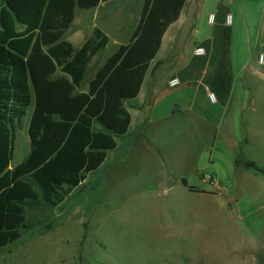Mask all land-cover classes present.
Masks as SVG:
<instances>
[{"label": "rangeland", "instance_id": "1", "mask_svg": "<svg viewBox=\"0 0 264 264\" xmlns=\"http://www.w3.org/2000/svg\"><path fill=\"white\" fill-rule=\"evenodd\" d=\"M220 1L207 0L206 7L218 8ZM143 2L108 3L91 11L89 15L96 12L92 18L76 15V24L93 25L91 30L99 26L111 39L118 32L125 45ZM223 2L234 11V15L228 13L231 24L225 25H234L236 45L241 33L246 36L259 18L263 0ZM195 24L181 32L184 61L202 38L211 37L216 30L205 20ZM91 30L83 28L86 38ZM166 35L152 66L169 50V29ZM73 44L78 47L80 43ZM244 46L247 51L246 42ZM115 50L110 41L93 59L90 78ZM170 71L159 69V93L169 94ZM141 93L125 103L131 115L136 116L131 106L140 102ZM260 96V107L248 119L256 118L252 123L256 126L257 118L264 117V94ZM32 108L18 130L11 166L19 164L29 151ZM259 126L253 130L255 142L244 149V156L264 169V138L260 135L264 122ZM225 129L216 134L201 121L182 116L140 127L131 124L103 165L87 175L54 211L50 229L24 233L17 242L0 249V264H264V178L234 167L237 145L244 139Z\"/></svg>", "mask_w": 264, "mask_h": 264}, {"label": "trees", "instance_id": "2", "mask_svg": "<svg viewBox=\"0 0 264 264\" xmlns=\"http://www.w3.org/2000/svg\"><path fill=\"white\" fill-rule=\"evenodd\" d=\"M112 1L0 0V249L24 233L49 230L54 211L117 148L132 121L125 103L139 95L165 33L186 3L144 0L128 42L90 78L108 36L95 27L76 49L65 34L77 10ZM31 105L29 151L9 169ZM246 144L234 167L264 178V169L245 158Z\"/></svg>", "mask_w": 264, "mask_h": 264}, {"label": "crops", "instance_id": "3", "mask_svg": "<svg viewBox=\"0 0 264 264\" xmlns=\"http://www.w3.org/2000/svg\"><path fill=\"white\" fill-rule=\"evenodd\" d=\"M115 1L118 0L110 3ZM106 4H101L96 9L99 10L103 7L102 5L109 6ZM206 5L207 0H186L178 21L169 27L167 41L169 50L164 52L160 61L153 66L151 64L143 83L144 86L141 88V100L131 106V109L136 112V116L130 114L131 124L140 127L165 119L171 120L178 116L190 117L201 121L216 134H219L226 126L225 131L228 130V133L233 136L241 135L244 139L241 144L247 141L244 147L246 149L253 146L255 142L256 138L251 136L253 130L256 127L261 128L259 124L264 122V117L257 118V126L252 124L256 118L252 117L251 121H248L249 117L255 114L260 107L262 102L260 95L264 94V64H259V57L264 55V0L259 18L255 23L252 22V29L248 28L246 36L241 33L239 42L237 41L242 45V50L238 48V43L233 44L234 30L232 27L234 25L230 27L225 25V17L230 12L234 15V11L229 9L223 0L218 3V8L210 9ZM90 12L76 11L72 24L73 29L70 27L68 34H65L66 41L76 49L80 48L87 39L86 34H83V28L88 27L91 30L93 27V25L83 27L79 23L76 24V15L84 13L83 15L88 19L96 13L94 11L89 15ZM214 15L216 16L215 21L210 24L209 17ZM242 15L245 13L242 12ZM232 18L235 19L234 16ZM197 20L199 22L205 20L216 30L211 37L202 38L197 45V48L204 49V55L196 56L194 50L190 59L184 61L183 48L180 43L181 32L191 27L193 29ZM82 24L86 23L82 22ZM192 24L194 25L191 26ZM101 31L104 32V30ZM166 33L161 47L164 46ZM108 38L116 50L124 45L118 32L112 39L109 36ZM73 42L80 44L75 47ZM245 42L247 51L244 46ZM162 67L171 70L167 80L169 94L163 90L160 93L156 90L158 88L156 79ZM172 80H177L175 86L170 85ZM210 95L214 96V101L210 100ZM261 130L260 135L264 138V128ZM241 144L237 145V153ZM15 166L10 164L9 169Z\"/></svg>", "mask_w": 264, "mask_h": 264}, {"label": "built area", "instance_id": "4", "mask_svg": "<svg viewBox=\"0 0 264 264\" xmlns=\"http://www.w3.org/2000/svg\"><path fill=\"white\" fill-rule=\"evenodd\" d=\"M214 21H215V17L214 16H210L209 17V23L210 24H213ZM225 22H226V25L229 26L231 24V18L229 16H227ZM204 53H205L204 52V49H202V48H196L195 49V55L196 56H202V55H204ZM259 64L260 65H263L264 64V55H261L259 57ZM176 84H177V80H172L170 82V85L171 86H175ZM209 98H210L211 101H214V96L213 95H210Z\"/></svg>", "mask_w": 264, "mask_h": 264}, {"label": "flooded vegetation", "instance_id": "5", "mask_svg": "<svg viewBox=\"0 0 264 264\" xmlns=\"http://www.w3.org/2000/svg\"><path fill=\"white\" fill-rule=\"evenodd\" d=\"M192 191H195V190H192Z\"/></svg>", "mask_w": 264, "mask_h": 264}]
</instances>
